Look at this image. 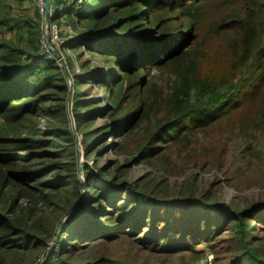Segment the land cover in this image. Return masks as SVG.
<instances>
[{
	"label": "trees",
	"instance_id": "obj_1",
	"mask_svg": "<svg viewBox=\"0 0 264 264\" xmlns=\"http://www.w3.org/2000/svg\"><path fill=\"white\" fill-rule=\"evenodd\" d=\"M52 2L84 154L122 159L81 166L86 199L71 215L81 183L69 79L43 52L35 0H0V264H137L100 252L130 239L188 251L179 264H200L198 245L213 264H264V202L234 209L212 184L199 192L194 177L174 193L165 178L178 159L182 172L206 167L201 135L219 171L230 139L264 135V0ZM142 164L153 172L131 181Z\"/></svg>",
	"mask_w": 264,
	"mask_h": 264
},
{
	"label": "rangeland",
	"instance_id": "obj_2",
	"mask_svg": "<svg viewBox=\"0 0 264 264\" xmlns=\"http://www.w3.org/2000/svg\"><path fill=\"white\" fill-rule=\"evenodd\" d=\"M65 1L67 5L70 3L68 0ZM61 8V5L54 2H52L51 6L49 5V13H51L52 19L56 18L58 10H61ZM45 32L49 34L50 38V47L48 46L47 41H44L45 47L48 48V50H54L58 54L59 58L63 60L64 58L62 51H60V45L64 42V38L59 35L63 34L64 31H57V36H53L49 30ZM152 75L154 76V79L159 82V84L163 82V78L157 72H153ZM100 123L101 120L99 119L97 120L96 125H99ZM72 136L74 137L78 153L77 164L78 179L81 183V198L83 196L82 186L84 188V192L87 194V189L85 187L86 181L83 177L84 172L82 171L81 166H87L90 168H95L96 166L97 168H101L114 160L122 159V157L116 156L113 153H106L108 150L107 147L100 150L96 155L91 154L89 157H86L84 154V147L81 144V136L77 134V132V139L74 135ZM210 137V135L199 136L196 147L197 154H202L204 148V155L200 156L199 159L202 164L205 161L208 163L206 167L204 169H200L199 167L189 165L186 166V169L182 172L184 168V161L183 159H178L176 162L175 174L172 176H165L169 190L176 193L179 191L183 182H188L192 178L196 177L199 184L197 185L199 192L208 189L212 184V191L215 194L216 199L221 203L230 205L234 209H244L248 206L264 202V135L257 132L253 135L247 136L246 138L237 137L230 139L225 146V164L228 165L227 171H219L213 167L214 163L212 162V156L209 155L208 147V140ZM245 142L246 145H244ZM242 150L246 151L247 157H250L251 155V159L249 161L241 162L242 156L239 154ZM238 167L244 168L242 173L237 171ZM149 172L153 171L144 164L136 166L130 172V180H139L145 177V175ZM56 236L57 233L54 237L53 247L57 242H55ZM138 245L139 244H137V242H133L131 239L121 240L112 243L109 246L103 247L100 252L115 259L137 264H179L182 260L190 262L189 259L191 256L188 251L183 250L179 252H171V249L165 245H161L158 250L148 251L141 249ZM195 250L202 251V255L193 256L195 258H201L200 264H213L212 256L205 248V245H198L195 247Z\"/></svg>",
	"mask_w": 264,
	"mask_h": 264
},
{
	"label": "water",
	"instance_id": "obj_3",
	"mask_svg": "<svg viewBox=\"0 0 264 264\" xmlns=\"http://www.w3.org/2000/svg\"><path fill=\"white\" fill-rule=\"evenodd\" d=\"M44 1H45L46 9L48 10L49 0H44ZM43 23L45 25V31H47L48 30V13L44 14ZM44 39H45V41H47V44L50 47V43H49V39L50 38H49V34L47 32H44ZM50 51H51V55L53 56V58L59 63L60 67L62 68V70L66 74L67 78L69 79L70 86H69V92H68V105H67V108H68V115H69V120H70L71 131H72V134L77 139V137H76V129L74 127V118H73L72 113H71V104H72V95H73V81H72L71 76H70V74L68 72V69L66 68L64 62L59 58L58 54L52 49ZM82 189H83V196L74 205V207H73V209L71 211V215L76 211V209L78 207H80L85 202L86 193L84 192L83 186H82ZM70 216H68L66 219H68ZM64 222H65V220L62 222V224L59 226V229L57 230V236L55 238V242L58 240V237H59V234L61 232V229L63 227ZM51 247H53V246H51Z\"/></svg>",
	"mask_w": 264,
	"mask_h": 264
},
{
	"label": "built area",
	"instance_id": "obj_4",
	"mask_svg": "<svg viewBox=\"0 0 264 264\" xmlns=\"http://www.w3.org/2000/svg\"><path fill=\"white\" fill-rule=\"evenodd\" d=\"M69 2L73 1V0H68ZM35 5L38 9V12L39 14L42 16V22L40 23V28L42 30V33H43V40H42V43H43V52L46 54V55H49L51 56V51L48 50V48L45 47L44 45V32H45V25L43 23V17H44V14L45 13H48V30L51 32V34L53 36H57V31H61L57 26H55L54 24H51L50 23V19H51V13H49V6H48V10L46 9V5H45V1L44 0H35Z\"/></svg>",
	"mask_w": 264,
	"mask_h": 264
}]
</instances>
